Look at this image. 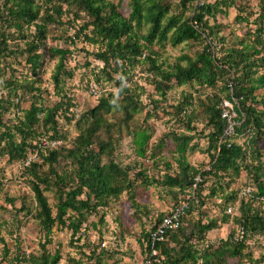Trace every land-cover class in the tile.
<instances>
[{"label":"rangeland","instance_id":"1","mask_svg":"<svg viewBox=\"0 0 264 264\" xmlns=\"http://www.w3.org/2000/svg\"><path fill=\"white\" fill-rule=\"evenodd\" d=\"M12 3L11 0H0L3 3ZM118 3V9L123 15L129 12L132 0H111ZM169 5V14H179L187 18L193 12L191 1L185 6L182 0H162ZM219 0H207L210 4ZM225 3L217 5L218 11L214 14H206L208 21L206 36L199 40H188L172 46L169 40L163 44H152L151 48L157 51L154 58L163 67H169L186 54L191 57L210 45V50L217 57L223 56V50L228 46H238L240 39L253 40V33L259 25L261 8L259 0H223ZM40 6L39 15L45 10L51 11L54 3L61 4L62 14L60 19L46 24L45 38L39 42L37 53L40 55V66L37 74L33 75L30 65L26 63V54L23 53L26 41L32 39L35 30L34 24L27 25L20 21V26H13V22L0 20V34L6 36V44L12 51L0 57V97L4 104L8 105L3 113L0 124V150H2L7 137L2 135L7 128L14 135V142L20 143L21 135L14 126L23 119L24 112L31 103L33 97L42 106H53L61 100L70 98L72 104L68 111L60 109L55 115L57 121V135L53 137L52 130H46L43 124L36 128L35 136L30 138V146L25 153L18 158L10 160L7 153H0V264H35L29 259L42 253L41 244L45 241L44 231L34 218L35 199L32 190L34 177L30 172L29 163L36 162L35 171L40 176L53 179L51 165L43 161V156L52 149L64 152L69 147L77 134L76 119L97 103L101 93L112 92L113 101L120 99L118 89L100 71L103 63L94 57V52L99 49L98 43H91L84 39L83 32L79 33V27L90 20L89 16L75 3H66L62 0H34ZM54 17L57 15L54 13ZM240 19H239V18ZM263 23L264 19L261 18ZM39 22V21H38ZM92 25H90V29ZM86 32H88L86 30ZM38 42V41H36ZM51 48L67 49L64 66L70 75L62 78L60 87L54 86L52 72L57 57L52 56ZM148 51H145L147 54ZM264 54V50L262 51ZM185 62V60H181ZM116 65L115 62H111ZM119 71L121 70L118 68ZM261 69V68H260ZM129 71L128 79L124 84L137 89L139 93V110L133 114L127 128L119 120L122 108L119 106L106 115L109 122L121 125V132L117 135V143L113 158L122 167L129 168L128 175L134 181L135 201L133 206L124 191L118 198L112 199L105 207H99L96 212L88 215L75 235L67 226L54 225L51 232V240L45 245L48 253L58 252L60 259L56 264H142L144 253L143 238L146 231L152 227L158 216L169 211L175 202V197L180 198L185 194H174L177 188H170L162 184L165 173L176 174L178 163L176 158L179 152L176 149L172 133L189 136L185 160L198 168H207L209 160L208 133L213 130L205 117V105L207 96L225 93L220 92L224 84L223 77L213 87L200 86L197 82L177 85L174 81L170 89H166L164 95H160L154 89V82L159 80L149 61L141 59L134 64ZM233 72V71H232ZM230 71V75H232ZM95 76H98L96 79ZM117 78V73H113ZM60 88V90H59ZM91 88L99 91L97 95L91 92ZM190 95V105L184 103L185 95ZM209 102V100H208ZM186 111V112H185ZM149 117H146V114ZM185 112V113H184ZM189 116V119L187 118ZM42 117V113L38 114ZM68 118L70 120H68ZM240 120H238V124ZM48 126V125H47ZM147 127L150 139L147 142L145 155L139 156L133 142V129ZM116 128V126H115ZM247 132L238 133L234 141L243 148L253 144L248 141ZM105 138V133L102 132ZM54 141L53 146H43L45 141ZM161 142V144H159ZM250 144V145H249ZM249 145V146H248ZM256 149L261 152L260 158L255 153L248 160L255 165L260 159L264 170V136L256 142ZM245 146V147H244ZM246 152V153H247ZM255 156V159H254ZM253 157V159H252ZM257 158V159H256ZM105 160V158H104ZM28 164H25V162ZM170 164L167 168L166 163ZM59 172L70 170L68 161L61 160L59 166H55ZM144 172L145 176L153 179L150 185H145L138 172ZM253 167L242 168L233 181L226 184V180H220L213 174L206 176L201 197H194L197 206L194 207L188 219L184 221V229L188 236V243L195 251V261L191 258L184 259L182 264H264V244L261 242V233L246 238L245 247L241 255H230L226 246L230 242L225 241L232 231L234 237L238 236V224L234 216L239 212L232 208L227 223H219L218 227L206 231L203 238L199 239L194 232L191 223L196 220L206 222L210 218L219 219L222 216L224 196L230 191L237 192L242 187L253 188ZM198 177V176H197ZM43 188L46 184L41 183ZM66 186V185H65ZM215 188V195L210 196L211 188ZM49 203L54 206L55 197L52 189H44ZM228 204V203H227ZM252 205L258 207L264 214V201L252 199ZM55 208H53V212ZM235 211V213H234ZM168 245L171 241H167ZM205 256L209 259L204 262ZM161 257H159L160 261Z\"/></svg>","mask_w":264,"mask_h":264},{"label":"trees","instance_id":"2","mask_svg":"<svg viewBox=\"0 0 264 264\" xmlns=\"http://www.w3.org/2000/svg\"><path fill=\"white\" fill-rule=\"evenodd\" d=\"M11 1L10 5L5 1L4 6H0V20L6 19V21L13 22L12 25L15 27L20 26V21L27 25L34 24L35 30L32 39L26 41L23 53L26 54L25 61L30 65L33 75H36L40 66V55L37 53L39 42L45 38L46 24L60 19V14L63 12L62 6L54 3L51 11L45 10L44 14L40 16V6L34 0ZM62 1L77 4L80 10L89 16L90 20L79 27V33L83 32V37L88 42L99 44L100 47L94 52V57L103 63L100 71L106 75L108 80L113 81V85L118 89L117 93L121 97L114 102L112 92L101 93L97 98V103L82 112L76 119L77 134L71 145L65 148L64 152L52 149L43 156V161L51 165L53 179L38 175L35 171L36 162L29 163L30 172L34 177L32 181L35 199L34 218L43 229L45 237V241L41 244L42 253L39 256H32L29 260L35 264H56L58 262L60 259L58 252L51 254L45 251L46 243L51 240L50 235L54 225L68 226L72 234L75 235L90 213L96 212L99 207L107 206L112 199L118 198L124 191L127 192L131 204L137 206L134 181L128 175L129 168L122 167L113 158L121 125L109 122L106 115L113 107L119 106L123 112L119 119L120 123H123L125 128L129 126L133 114L139 110V93L137 89L130 88L124 82L128 79V69L130 70L134 64L141 62V59L149 61L150 67L159 76L160 79L154 82V89L160 95H164L165 90L170 89L173 81L177 85L197 82L200 86L213 87L222 77L224 84L219 89L221 93L223 91L225 93L223 96L217 93L212 97L207 96V102L204 103L207 123L213 128L208 133V151L212 149V152H209L206 169L190 165L185 160L184 152L189 136L172 133L176 149L179 152V156L176 158L179 167L176 174L165 173L162 184L170 188H177L178 190L174 191V194L187 193V196L175 197L174 205L170 210L179 204L181 198H187L188 204L181 216L179 227L168 231L166 239L158 244L161 259L156 264H182L186 258L196 260L195 251L187 240L191 232L186 233L184 221L197 206L193 200L194 197L197 199L201 197L206 176L213 174L218 179L221 178L220 180H226L225 183L228 184L239 175L242 168L253 167L254 182L249 194L239 195L237 192L230 191L224 196L223 213L219 219L210 218L206 222L196 220L191 223L196 228L194 234L201 239L206 231L217 228L219 223L228 222L229 213L232 212L226 210L229 205L233 209L236 207L239 213L234 216V221L238 224V228H243V234L241 238L234 237L231 231L225 245L228 244L227 241L230 242V245L226 246L230 255H241L247 237L257 233L264 235V214L258 207L252 205L254 198L259 202L264 201L262 162L260 159L256 160L255 165H252L251 161L244 162L246 159L248 160L247 154L250 151V155L255 153L260 158L261 152L255 150V144L259 138L264 136V54L262 53L264 50V23L261 19H264V0H259L261 8L257 16L259 25L252 32L253 40L240 39L238 46L226 47L221 57L213 55L208 44L195 57L183 54L169 67H163L157 62V58L153 57L157 51L153 50L151 45L155 43L161 45L169 40L171 45L175 46L188 40L196 41L203 36L207 37L205 29L210 27L205 15L214 14L215 11H218L217 5L225 3V1L219 0L210 4L204 0L196 8H193V12L187 18L179 14H169V5L162 0H132L126 16L119 11L118 3L111 0ZM190 1L182 0L181 3L185 6ZM54 13L57 15L56 18ZM191 20H196V28L191 25ZM90 25H92L91 29ZM145 51H148L147 54ZM10 53L12 51L6 44V36L0 34V57ZM51 53L52 56L57 57L52 72V81L56 88L61 86L63 76L70 75L64 66L68 50L51 48ZM180 59L185 62H181ZM111 62H115L116 65H112ZM118 68L121 70L119 71ZM230 71H233L232 75L229 74ZM113 73H117V78L113 77ZM95 77L98 79V76ZM229 82H231L232 95L239 98L236 119L240 120V123L235 126V130L230 136H226L222 140L220 138L226 121L220 115L221 100L224 97L231 98ZM189 98V94L185 95V104L190 105ZM71 105L69 97L48 107L38 104L37 98L33 97L29 108L24 112L23 119L14 126L15 131L21 135L20 143L14 142V135L6 127L7 131L2 135L6 136L7 140L0 153H7L10 160L23 155L27 147L31 145L28 140L35 136L39 124H43L46 130L49 127L53 132L52 136L56 137L55 115L62 108L64 111H68ZM7 109L8 105H5L0 97V124L3 113ZM40 113H42L41 118L38 117ZM146 117H149L148 112ZM187 118L189 119V116ZM68 120L70 119L68 118ZM133 130V142L137 153L139 156L145 155L150 133L146 126ZM102 132L105 133V138L102 137ZM241 132L248 133V141L254 145L253 149L250 150V144L248 148L247 146L243 148L241 144L234 141L235 136ZM61 160L68 161L71 169L58 172L55 166H59ZM166 166L169 168L170 164L167 162ZM138 175L143 178L142 181L145 185H150V182L154 181L147 178L142 171L138 172ZM197 176H199V180L196 181ZM41 183L46 186L42 188ZM194 184L195 186H193ZM46 188L54 191V206L49 203L44 194ZM215 191L216 189L212 187L209 195H215ZM53 208H55L54 212ZM170 210L159 215L155 222H158ZM149 229L143 238L144 254ZM168 240L171 241L170 245L167 243ZM208 261L209 259L205 256L204 262ZM74 264H78V262ZM96 264H100L99 260L96 261ZM219 264H224V262Z\"/></svg>","mask_w":264,"mask_h":264},{"label":"built area","instance_id":"3","mask_svg":"<svg viewBox=\"0 0 264 264\" xmlns=\"http://www.w3.org/2000/svg\"><path fill=\"white\" fill-rule=\"evenodd\" d=\"M203 1L204 0H191L193 8H196ZM191 25L196 28V20H191ZM228 86L231 98L224 97L221 100L222 109L220 115L226 121V126L223 129V133L220 139L225 138L226 136H230L234 132L235 126L238 124V120L236 119V107H238L239 105V98L232 95L231 82L228 83ZM91 92L95 95L99 93V91L95 88H91ZM53 143L54 141L47 139L43 146H53ZM25 164H28V161L27 163L25 162ZM195 180H199V176L196 177ZM193 186H195V184ZM250 192V187H243L239 191V195H247ZM187 204V198H181L179 200V204L174 209L163 215L158 222H155L153 224V228L149 229L142 264H156L157 262H159L161 253L160 249L158 248V244L166 239V233L168 231H172L179 227L181 216L184 214V210L187 208ZM226 210L227 212H231L232 206L229 205ZM238 234V237L241 238L243 234V228H239ZM261 242L262 244H264V236H261Z\"/></svg>","mask_w":264,"mask_h":264},{"label":"crops","instance_id":"4","mask_svg":"<svg viewBox=\"0 0 264 264\" xmlns=\"http://www.w3.org/2000/svg\"><path fill=\"white\" fill-rule=\"evenodd\" d=\"M143 256H144V253H143ZM143 259V258H142Z\"/></svg>","mask_w":264,"mask_h":264}]
</instances>
